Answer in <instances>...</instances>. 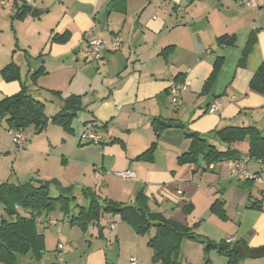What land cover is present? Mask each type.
Segmentation results:
<instances>
[{
    "label": "crops",
    "instance_id": "1",
    "mask_svg": "<svg viewBox=\"0 0 264 264\" xmlns=\"http://www.w3.org/2000/svg\"><path fill=\"white\" fill-rule=\"evenodd\" d=\"M112 1L33 0L27 3L30 10L18 16L23 3L14 0L11 11L0 12V71L10 62L21 72L27 65L26 75L34 71L35 66L26 58L27 48H20L23 41L28 44L24 47L30 45V52L39 51L38 58L31 52L30 59L39 63L44 52L46 76L40 74L36 81L43 80L47 88H39L53 106L47 117L60 110L61 98L81 95L82 109L75 120L84 121L85 128L100 138L99 143H92L83 137L85 128L70 134L48 123L40 133L24 130L30 133L27 142L22 149L13 150L11 130L0 132V183L8 181L4 179L10 168L14 183L30 178L55 180L61 187H73V193L82 197L81 189L87 187L102 198L132 205L141 192L149 211L183 225L196 223L193 231L210 241L235 237V243L245 239L251 248L264 246V189L253 191L255 183L264 185V161L245 156L247 139L232 147L247 159V168L257 175L253 180L231 177L226 160L206 165L200 158L196 163L177 164V157L190 144L186 128L219 150L227 148L214 134L221 127L263 126L264 133V94L249 86L264 60V0H256L255 6H246L242 0H126L122 5H112ZM33 8L43 12L31 16ZM65 32L69 33L66 42L50 43L52 34ZM3 35L5 41L1 40ZM115 35L121 39L117 49L103 48L99 60L86 56L90 39L109 42ZM224 35H234L233 44H221L219 38ZM250 36L253 42L242 60ZM217 58H222V64L204 91ZM178 79L186 81L187 89L173 103L168 87ZM22 83V79L5 81L0 73V100L18 92ZM28 91L40 99V89ZM214 98L221 104L210 113L208 107ZM156 118L183 127L164 128L156 139L152 126ZM155 141L151 159L137 158ZM125 169L134 171V177L122 180L114 175ZM216 200L223 202L225 218L210 210ZM111 216L117 217L112 220L113 228L107 226L114 241H94L93 237H105V225H91L95 228V235L89 232L91 238H83L88 229L73 237L67 229L72 226L64 220L54 231L53 257L43 253L36 260L31 256L28 264H57L64 255L69 264H81L83 258V264H129L130 257L135 258L134 264H156L151 251L143 253L154 229L143 237L147 233L138 234L118 214ZM39 220L46 221L44 217ZM45 221L43 228L57 224V220ZM113 242L118 244L116 251ZM59 243L63 244L61 249ZM123 244H130L129 250L134 252L127 260L121 256ZM203 246L197 242L193 247L200 253V263L204 261ZM220 258L212 264H227L228 259Z\"/></svg>",
    "mask_w": 264,
    "mask_h": 264
},
{
    "label": "trees",
    "instance_id": "2",
    "mask_svg": "<svg viewBox=\"0 0 264 264\" xmlns=\"http://www.w3.org/2000/svg\"><path fill=\"white\" fill-rule=\"evenodd\" d=\"M126 0H113V4H124ZM23 11L18 15L22 16L30 10V5L23 3ZM69 33H54L50 37L52 42H66ZM221 44L231 45L234 42V35H224L219 38ZM253 42V36L247 40L248 45ZM222 58H217L213 64L212 72L204 85V91L209 87L220 69ZM41 67L33 72L32 78H37ZM5 81L21 79L20 69L13 62L5 65L1 71ZM182 81V80H176ZM22 83L18 92L5 96L0 100V119L7 117L6 121L9 130H25L30 128L32 133L42 132L50 121L69 130L70 123L76 114L82 109V96L69 95L61 98V108L58 112L47 117L44 111V103L34 98ZM249 86L251 89L264 94V60L254 72ZM59 95V92L54 91ZM181 126L180 123L154 119L152 121L156 139L164 128L169 126ZM215 136L227 144L225 150L217 149L209 143L198 132L185 129V135L190 139L188 149L177 157V164L196 163L198 159L206 165L214 162L237 160L245 158L239 149L232 147L234 143L243 142L247 139L246 157L264 161V133L262 129L254 125H227L216 129ZM156 141L137 158L151 159L156 148ZM247 182V181H245ZM73 187H61L55 180H30L24 183L4 181L0 183V203L3 204L6 213L13 216L11 220H0V261L4 264H17L19 254L30 253L36 260L40 259L46 250L44 234L39 227L44 221L40 217L50 221L53 211L61 213L62 221L66 220L70 226H77L82 231H87L91 225L102 227L100 218L104 214H118L119 217L132 224L138 234H145L151 228L153 235L149 238L147 245L151 249L152 260L156 264H180V246L183 239H192L203 243L204 248L209 246L205 240L195 234L192 226L183 225L175 220L164 218L160 213L149 211L146 206L144 195L139 192L135 196L134 204H122L107 198H102L90 188L83 187L81 193L88 203L76 202ZM82 200V199H81ZM257 201H254L255 204ZM21 207L27 214L21 215L17 208ZM210 210L216 215L225 218L222 201H214ZM53 218V217H52ZM56 220V219H55ZM219 248L227 255V264H236L240 258L239 254L231 250V245L225 241L218 243ZM204 264H209L208 260Z\"/></svg>",
    "mask_w": 264,
    "mask_h": 264
},
{
    "label": "rangeland",
    "instance_id": "3",
    "mask_svg": "<svg viewBox=\"0 0 264 264\" xmlns=\"http://www.w3.org/2000/svg\"><path fill=\"white\" fill-rule=\"evenodd\" d=\"M13 1L14 0H7L6 3L2 7H0V12H4V11H6V9H8V10L11 11L12 10V7H13V3H14ZM17 3H19L21 5L22 4V1L18 0ZM5 38L6 37L4 35L1 36V40L2 41H5ZM25 45L28 46V44L25 43V41H23L22 42V45L20 46V48H27L28 54H26V56H27L26 58L28 59V61L31 60V65L35 66L33 68V70L36 71L38 67H41L42 68V70L36 76L38 78V75L43 74V73L44 74L46 73V71L44 70L43 64H42V59L45 57L44 56L45 54H44V52H41L40 53V54H42L40 56L41 57L44 56V57H42V58L40 57L39 58V63H38V60L37 59H34V58H38L36 56L39 55L38 54L39 51L32 50L31 52L34 53V55H33L34 58L32 57L30 59V54H31V52H30V45H29V48L28 47H24ZM47 50H48V47L46 49H43V51H45V52ZM18 51L20 52V50H18ZM19 60L21 62V59H17L16 61L19 62ZM26 71H27V65L22 67V72L20 70V74L22 73V75H21L22 82H23V84H25L24 86H26L27 89H30V91H32L33 87L40 89V91H41V93L39 94V98L40 99H38V100H40V101H42L44 103V111H45V114L47 116L48 113H50L52 111V107L53 106L49 102V97H47L44 94L43 90L41 88H39L40 86H43V87L45 86L42 83L43 80L39 81V83H38L36 81V78L35 79L32 78V74H33L34 71L31 74L29 73L28 75H26ZM44 76H46V74ZM41 77H43V76H41ZM41 77H40V79H41ZM45 81L46 82H50V80H45ZM44 88H47V87H44ZM79 115L80 114L77 113L76 116L72 119V121L70 123V128L71 129H69V130L64 129L62 126H60L58 124H55V125L61 127L64 131H66V132H68L70 134H74V132H76V131L79 134L85 128L84 121H83V123H80L78 120H75V119H79ZM6 118L7 117H3V118L0 119V132H3L5 134H7V130L9 129V126L7 124V121H6ZM48 123H52V122L49 121ZM48 123H47V125H48ZM52 124H54V123H52ZM260 128L262 129L263 126L260 127ZM27 130H30V128L25 129V131H27ZM7 137H9V139H10V135H8ZM10 143H11L12 148L14 150L15 149V145H13L14 143H12V141H10ZM11 176H13V173H11L10 168H9V172H8L7 178H5L4 180L7 179L9 182H15V181H12L14 178L11 177ZM256 177H257V175H256ZM262 177L264 178V175H262ZM261 189H264V185H260L258 183H255V186L253 187V191L256 192V190H261ZM75 196H76V202L86 203V204L88 203V201L87 200H84V198L81 196V194L79 192H77V193L75 192ZM17 212L20 213L21 215L25 214L24 210L21 207H18L17 208ZM51 216L54 217L57 220V224L56 225L49 224L47 227H44V228L42 226H40L39 229H40V231L42 233H44L47 236V241H48V243H47V249L45 250L44 253H46V255H48V256L50 255V257H53V255H54L53 249L55 248L54 247L55 246V241H57L56 236L54 235V231H55V228L56 227L60 228L62 226V222L63 221H62L61 213L58 210L53 211V213L51 214ZM12 217L13 216H9L6 213L3 204L0 203V220L1 219L11 220ZM116 218L117 217L113 218V216H111V214H104V216L100 218V224L103 225V226L105 225L104 226V230H103L105 237L103 239H98V238H94L93 237L94 241H100L101 244H102V241H107L108 239H109V241H114L112 235L110 234V232H111L112 229H110V228L107 227L108 226L107 223H108V221L109 222H112V220L113 219H116ZM195 224H193V225H187V226L194 227ZM197 225L198 224H196L195 227ZM67 229H71L70 234L73 237L79 236L82 233L81 229L79 227H77V226H72L71 228L68 227ZM94 230H95V228H93L92 226H90L88 228V232L87 233H84L83 238H86V239L87 238H91V235L89 234V232H92L93 235H95L94 234L95 233ZM195 234H197L200 237H202V239L205 240V244H208L209 243V246L208 247L204 248V246H206V245L203 246V250L202 251H203V255H204V257H203L204 258V261H202V263L197 262L199 260V258H200V253L197 250L193 251V249H194L193 247L196 248V245H197V242L198 241L192 240V241H188L187 242V241H185L183 239V241L181 243V246H180V258H179L180 264H204V262L207 261V260H208V263L209 264H212V262H218L220 256H224L227 259V255H225L223 253V251L219 248L220 246L218 245V243H220L221 241H212V240L210 241L205 236H202V235H200V234H198L196 232H195ZM149 235H150V232L147 233V235H144L143 237H147ZM140 237H142V236H140ZM60 241H62L65 244V242H64L65 240L64 239L61 238ZM69 241H72V239H70ZM186 243H188V244H186ZM129 245L128 244H123L122 245V249H121V256H122V258H125L126 260H127V258L130 255H134V252H131L129 250ZM117 248H118V244L116 242H113V249H114V251H116ZM145 249L146 250L143 251V253H146L147 254V251H151V250H149L150 248L147 247V246H146ZM80 254L81 255H84L81 252H80ZM63 257H65V255ZM30 259H31V254L29 252L28 253H24V254H19L17 256V264H28ZM185 259L187 261H185ZM220 259H223V258H220ZM191 260H192L193 263L191 262ZM84 261L85 260L83 258V259H81L80 263L83 264ZM251 261H259V262H262V261H264V257H262V258H247V259H239L238 260L239 264H245L246 262H249L250 263ZM65 263L66 264H69L70 263V262L68 263L67 256L65 258Z\"/></svg>",
    "mask_w": 264,
    "mask_h": 264
},
{
    "label": "built area",
    "instance_id": "4",
    "mask_svg": "<svg viewBox=\"0 0 264 264\" xmlns=\"http://www.w3.org/2000/svg\"><path fill=\"white\" fill-rule=\"evenodd\" d=\"M7 0H0V7H2ZM18 1V0H17ZM22 3H30L33 0H20ZM243 4L246 6H255V1L256 0H242ZM121 39L118 35L112 36L109 42H106L100 38H92L88 41L87 46H86V56L91 58V59H100L101 55V50L105 47H109L111 49H117L120 46ZM187 89V83L185 80L182 81H172V83L169 85L168 90L170 94L171 101L177 102L181 94L186 91ZM221 104V100L219 98H214L213 101L210 103L208 107V112L212 113L215 112L218 108V106ZM11 135H12V141L15 145V150H20L24 146V144L27 142L30 133L25 132L24 130H11ZM83 137H86L89 142L92 143H99V136L96 132L93 130L86 129V131L83 134ZM1 156V152H0ZM226 165L229 171V174L231 177L239 180V181H249L253 180L256 175L255 173L251 172L247 168V159L246 158H240L237 160H227ZM99 174V173H98ZM114 175L122 180H127L132 177H134L135 173L132 170H120V171H115ZM51 223H56L55 219H51ZM108 226L110 228H113V223L108 221ZM225 242L228 244H233L236 242L235 237H228L225 239ZM59 249L63 247L62 243H59L57 246ZM135 263V258L130 257L129 258V264H134ZM57 264H66L65 260L62 256L58 258V263Z\"/></svg>",
    "mask_w": 264,
    "mask_h": 264
},
{
    "label": "water",
    "instance_id": "5",
    "mask_svg": "<svg viewBox=\"0 0 264 264\" xmlns=\"http://www.w3.org/2000/svg\"><path fill=\"white\" fill-rule=\"evenodd\" d=\"M43 11L33 8L31 10V16H38ZM231 250L238 253L242 259L247 258H260L264 257V246L257 248H251L247 245L245 239L239 240L237 243L231 246Z\"/></svg>",
    "mask_w": 264,
    "mask_h": 264
}]
</instances>
